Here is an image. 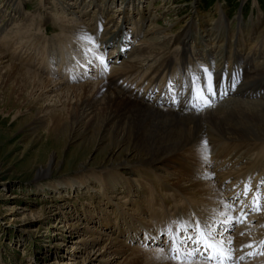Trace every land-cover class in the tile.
Masks as SVG:
<instances>
[{
  "label": "rangeland",
  "instance_id": "rangeland-1",
  "mask_svg": "<svg viewBox=\"0 0 264 264\" xmlns=\"http://www.w3.org/2000/svg\"><path fill=\"white\" fill-rule=\"evenodd\" d=\"M59 1L63 6L74 2L73 0ZM56 2L58 0H18L15 4L20 7L23 14L18 15L10 25L6 24V26L9 25L6 31L0 32L1 42L8 35L9 30L15 29L22 23V20H29L35 26L31 29L20 27L21 29L19 28L17 31L18 34L22 32L24 36L35 35L40 38V40H36L39 45H46L45 48H43L44 46H41L42 48L28 47L26 42L29 40V36L25 38L20 33L16 41L6 45V47L8 46L6 50L13 54L12 59L0 60V264H137V262L148 264L144 261V255L141 256L142 253L146 254L153 249H160L167 253L168 248L171 247V243L167 242L166 234L162 231L165 228L163 224L159 225L161 224L159 223L154 230H151L156 233L155 237L144 228L151 225V212H149L151 209L147 207L150 202H154L158 197L171 202L170 204L167 202L166 208L161 210L162 221L168 217L172 219L176 214L188 213L191 215L193 214L192 206L198 210L202 209L204 205L198 200L207 199V197L204 192L201 193L198 188H194L199 193L196 194L190 188L189 179L202 180L201 182L206 186L203 177L209 172L208 167L212 170L215 169L218 173L227 172L231 167L232 171L228 172L227 177H223V183H229L228 189L235 193L245 187L240 185L244 180L245 184L247 181L251 182V190L254 187L253 183L257 182L256 187L260 185L262 182H259L260 176L263 175L260 168L264 167L262 165L256 167L255 173L245 177L242 181V177H239L242 174L241 167H244L243 164L248 163L251 158H244L237 164L236 159L226 155L225 150L220 147L218 142V146L214 148L213 152L216 154H209L210 162L192 167L195 174H191L189 177L184 174L182 176L176 174L179 165L170 164V162H164L161 165L163 167L159 166L160 170L158 171L145 165L141 168L134 166L135 169L101 170L102 164L108 160L105 159L103 153L106 146L99 143L98 139L100 138L97 136L96 140L90 133L86 134L79 130L71 131L68 127L63 128L58 120L66 111L67 106L76 101L84 83L93 85L100 80L99 77L104 76L102 78L105 79L118 76L117 73L120 74L121 70L119 69L123 67V61L127 59L121 58L120 55L124 53L127 55L132 48L137 46L139 40L148 38L149 35L146 36L145 32L153 26L157 28L156 36L163 37L174 34V38H176L178 35L190 31L192 20H213L221 27V23L217 20L222 14L228 25V35L234 31L237 35L238 31H241L242 37L247 39V42H244L246 53L248 51L255 53L259 48L264 49V0H97V4L102 6L100 10L103 8L107 10L104 16H114L115 18L114 22L109 20L101 25L102 29L110 25L109 29L112 30L108 38L110 43L114 41V44H110L106 50L100 45V41L95 39V34L91 36L94 43L80 39L88 29L79 30L80 34L74 35V30L71 29L74 26L71 24L80 23L79 18L74 17L69 21L65 9L64 12L60 10V6H57ZM80 2V5L88 11L99 10L98 7H95L93 0H80ZM13 7L14 4H9L7 0H0V15L3 17L0 18V24L6 20L5 15L14 13L11 11ZM139 7L142 9L141 13H139ZM217 8H219V12ZM42 15L48 18V21L42 19ZM122 15L126 16L127 20L125 18L120 23ZM142 15L145 19L142 18ZM205 15H208L209 19L202 18ZM86 18L89 19V16ZM143 19L144 21H142ZM139 22L140 24H137ZM117 23L118 25L114 26ZM61 24H65V26H60ZM161 31L164 32L159 34ZM124 32L132 34L126 37V41L119 45L116 44V34L122 35ZM87 35L89 36V34ZM144 35L146 37H143ZM112 36L114 40H112ZM74 37L81 41L76 43ZM122 38L123 36L116 37L117 40ZM51 41L60 42L57 48H62L51 53L52 58L56 56L55 63H48L44 58L49 50L47 46ZM24 43L26 46L22 47L25 45ZM88 48L93 51L86 54ZM116 48H119L118 53L113 50ZM238 48L241 51V43H238ZM174 49L171 53L177 55V51ZM189 52H193V48L190 47ZM113 55L117 60H113ZM41 56H43V61ZM58 56L63 59L58 60ZM96 56H103L107 61L106 66L101 64ZM212 58L211 55L205 54L198 60V62L201 61L198 64L201 67H206L204 69H209L208 72L211 73V68L215 67L210 62ZM150 59L152 60L146 64L148 66L142 71L131 72L136 76L134 80L141 81L142 84V87L139 85V88L136 84L128 83L133 89L140 91L147 84L148 87L145 88L148 89L152 84L150 79H155L152 73L154 68L151 70V67L159 58L152 56ZM242 62L241 60V64ZM21 65L28 70L38 68L33 71H36L45 81L50 79L49 85L57 83L60 86L55 91H47L44 89L45 87L37 89L28 87V90L26 88L21 91L20 84L14 82L13 78H9L14 73H18L17 67ZM66 65H69L67 66L68 70L64 68ZM225 75V72L220 74L216 81L224 79ZM4 79H7V82ZM178 79H180L178 76L175 79L171 78V83H181L180 80L176 81ZM122 81L124 80L122 79ZM163 82L162 84L166 86L167 83ZM155 83L156 85L153 84L152 88L160 89L158 87L161 86V82L156 80ZM192 85H188L186 89V99L183 102L185 108H189L193 100H198L195 97L196 89ZM204 90L205 96L212 98V92H209L207 87ZM198 101L202 102V100ZM41 116L44 117L41 118ZM253 140L247 146L252 153L250 157L259 159V155L264 152V140L252 143ZM246 145H248L246 142L233 143V146L231 144L235 151L242 152L247 149ZM52 153L57 154V160L60 161L58 166L48 174H40L37 171L38 168L45 164L46 159ZM216 156L221 162L216 160ZM139 157L141 156L134 158ZM176 157L177 155H174L172 158ZM227 160L231 165L229 167H225V163H223ZM81 164L86 167L83 172L80 171ZM247 172L248 168L243 171L242 176H245ZM250 177L252 181H250ZM159 181L162 186L166 185L167 188L158 189L159 186L153 185V182ZM178 184L187 190V192L184 191L187 197L180 194L176 199L175 194L179 193L178 190L181 189ZM148 185L155 187L154 192H147L148 195L143 197L141 194L144 188L148 190ZM223 185L220 190L227 195ZM114 186H119L120 192ZM175 186L179 189L177 190ZM99 188H102L103 191L99 192ZM135 189L139 192L128 197V193L134 192ZM247 196L249 198H247L246 205H249L248 202L252 196L250 194ZM224 199H226L225 195ZM261 202L260 211L248 210V213L242 212L243 207L237 210L239 207L236 206L230 207V210L223 206V212L212 210L219 216L217 221L232 218L231 214L235 215L237 211L240 215L243 213L242 217L245 216L244 221L240 219L239 225L248 220H250L249 224L254 225L258 221L252 219L251 215H259L263 211L264 199ZM229 205L231 206V204ZM142 210L149 213L145 211L143 213ZM163 211L166 214H162ZM197 217L194 215L193 219ZM131 221H136L135 226L142 228L139 232L137 231V235L127 227ZM173 226L177 228L179 225L174 224ZM262 226L264 227V225ZM229 227L233 233L237 230L236 224L234 228ZM241 236H247V233L242 232ZM248 237L253 236L248 235ZM219 238L221 237L218 236ZM259 238H255L254 241ZM113 244L117 246L112 247ZM229 245L233 247L235 244L231 242ZM118 246L120 247L118 248ZM234 248L236 252L244 251L243 246ZM263 248L250 259L248 258L249 254L243 252L246 256L240 255L235 259L228 258L224 264H264ZM140 256L143 257V261ZM196 256L188 258L181 256L180 259L170 258L165 264H196L198 261L212 263L203 258L199 259L198 256L196 258ZM241 257L243 258L241 259ZM213 264L218 263L214 262Z\"/></svg>",
  "mask_w": 264,
  "mask_h": 264
},
{
  "label": "bare ground",
  "instance_id": "bare-ground-1",
  "mask_svg": "<svg viewBox=\"0 0 264 264\" xmlns=\"http://www.w3.org/2000/svg\"><path fill=\"white\" fill-rule=\"evenodd\" d=\"M7 1L9 4H14L13 9L11 10L14 13L5 15L6 20L4 19V22L1 21L2 24H0V32L6 31L10 23L18 15L21 16L23 14V11L20 9V7L16 6L15 4L18 0ZM73 1L74 2L68 3L67 6L61 5L59 0L56 2L58 3L57 6H60V10H63L64 12L65 9V14H68L67 16H69V21L73 20L74 17L79 18L80 23L71 24L68 21V23L74 26L71 28L74 30L73 34L79 35V30L88 29L83 32L85 34H89L90 37L94 36L93 34H95V39L100 41V45H102L105 50L108 46H110V44H114V41H111L110 43V39L108 38V35L112 33V30L109 29L110 25L106 26L104 29L101 28V25H103L106 21L111 20V22H114V16H104V13H106L105 11L107 10L105 8L100 10L102 6L97 4V0L93 1L95 3V7H98L99 10L94 12L88 11V9L82 7V5H80V0ZM141 10L142 9L140 8L139 13H141ZM217 10L218 12L220 11L219 8H217ZM90 12L92 13L90 14ZM87 16H89V19L91 20L86 18ZM0 18L3 17L1 16ZM41 18L48 21V18L43 17V15ZM125 18L127 20V17L122 15V20H120V23H122ZM142 18L145 19L143 15ZM202 18L209 19V16L205 15L202 16ZM144 19L142 21H144ZM217 21L221 23V27H219L218 24H215L213 20H192L190 31L180 34L176 38H174V34L163 37L156 36L157 28L156 26H153L151 29L145 32L146 36L149 35L148 38L139 40L137 46L132 48V50L129 51L127 55L126 53L120 55L121 58H127L122 63L123 67L119 69L123 72L120 71V74L117 73L118 76L116 77H108L105 79L102 78L104 76L99 77L97 75L100 78L97 83L93 85L84 83L81 86L79 96L76 94V101L67 106L66 111H64L61 117L59 116L60 118L58 122L63 128L68 127V129L71 131L79 130L85 132L86 134L90 133L96 140L98 137L100 138L98 141L100 144L106 146L103 153L105 155V159L108 160L106 163L102 164L103 168L101 170L109 171L116 170L117 168L135 169L134 166L136 168H141L145 165L150 166L153 170L158 171L160 170L159 166H161L164 162H170V164L173 163L174 165H179L178 169H176V174L180 176L184 174L185 176L189 177L191 174H195L192 171V167L200 166V163L204 165V163L207 164L210 162L209 159L211 156L209 154H216V152H213L214 148L218 146V142L220 143V147L225 150L226 155H230L236 159L237 164L244 158H251L248 163L243 164L244 167H241L242 174L239 175V177H242V181L245 177L252 175V173L254 174L256 167H261L260 165L264 167V152L259 155V159L252 158L250 157L252 153L247 147L249 146L252 139H254L252 143H258L261 140H264V89L262 90L264 87V49L257 48L258 50L255 53H251V51L246 53L244 50V42H247V39L242 37V34L240 33L241 31H238L237 35L235 31L231 35H228L229 29L225 22V16L220 14V18ZM6 24L9 25L6 26ZM137 24H140V22ZM117 25L118 23L114 24V26ZM4 26H6L5 29ZM18 26L15 27V29L9 30L7 32L8 35H6L5 39L0 42V60L6 58L9 60L12 59L13 54L6 50L8 47H6V45H10L12 41H16V38H18L20 33L22 35V32L18 34V29L20 27L31 29L35 26V24L33 22L30 23L29 20H22V23H20ZM60 26H65V24H61ZM139 32L141 31L139 30ZM162 32L164 31L159 32V34H162ZM131 34L132 33L130 32H124L122 35L116 34V37L123 36V38L117 40L115 37V43L118 45L121 44L123 41H126V37L130 36ZM145 35L143 37H146ZM22 36H24V34ZM28 36L29 40L26 42L28 47H46L45 44L39 45L37 43V39L40 40L39 37L32 34L25 35L24 37L28 38ZM74 38L77 41L76 43L81 41L76 37ZM111 38L114 40L113 36ZM238 43H241V51H239ZM26 44L22 45V47L26 46ZM59 44L60 42H49V45L47 46L49 47V50L44 57L45 61L48 63H55L57 61L56 56L55 58L51 57V53L56 52L58 49H62L61 47L57 48ZM190 47L193 48V52L191 53L189 52ZM173 49L177 51V53L175 52L177 55H172L171 52ZM113 50L118 53L119 48ZM205 54H209L213 57L210 59V62L211 64L215 65V67L211 68V83L213 85L212 94H214L212 98L208 97V99L211 100V106H205L204 101L202 100V102H200V107L198 108H185L183 106L182 97L186 96V89L188 85L193 84V88L196 90H202L203 95L205 96L204 88L206 87V82L208 81L203 70L206 67H201L198 64L201 63V61L198 62V60L203 58ZM114 56L115 55L112 57L113 60H117V58ZM152 56H155L159 59H157L155 63L153 62L154 65L151 67V70L154 68L152 73L155 77L154 80L150 79L152 83L151 86L146 89L145 87H148L147 84L141 89H144L143 91L133 89V87H131V85L128 83H131L132 85L136 84L138 87L139 85L142 87V84L141 81L136 82L134 80L136 79L134 78L136 76H134L131 72L142 71L148 66L146 64L150 63L152 60L150 57ZM60 57H57L58 60L63 59V57ZM40 58L43 61V56ZM241 60L243 61L242 64ZM67 66L69 65H66L64 68L68 70ZM17 70L18 73H12L13 76L9 78H13L14 82L20 84L19 89L21 88V91L25 90L26 88L28 90V87H33L36 89L45 87L44 89L47 91H55L60 86L57 83H51L49 85L48 83H50V79L45 81L36 71H33L38 70V68L28 70L21 65L20 67H17ZM224 72L226 74L224 79L216 81L217 77L220 76V74L222 75ZM162 74L163 76L161 77ZM177 76L180 77V79L176 81L180 80L181 83H171V78L175 79ZM165 77H167V79H165ZM7 79H4V81L6 80L7 82ZM122 79L124 81H122ZM156 80L161 82V86L158 87L160 89L152 88L154 87L153 84L156 85ZM162 81H164L163 83L166 82L167 85L165 86L162 84ZM168 81L170 82L169 84ZM43 117L44 116H41V118ZM204 140L207 141L206 154L202 153L200 150L202 141ZM242 142H246V144H248L246 145L247 149L244 152L240 150L235 151V149L232 148L233 143L237 144ZM56 155L57 154L55 153L49 155L45 161V164L41 165L37 171L40 174L50 173L52 169L58 166L60 162L57 160ZM174 155H177L175 159L172 158ZM205 155L206 159L204 158ZM138 156L141 157L134 158ZM216 160L220 159L216 156ZM223 163H225V167L231 166L230 163H228V160L227 162ZM80 166V171L83 172L86 167L83 164ZM246 168H248V172L245 174V176H242L243 171ZM208 169L209 172L207 171L208 173L205 177H203V179H205L206 186L201 182L202 180L194 181L196 179H189L191 182L190 188L194 191V188H198V191L201 193L204 192L207 197V199L199 197L202 199L198 201L204 205L202 206V209L198 210L192 206L193 214L188 215V213L183 212L184 214L182 215L176 214L172 217V219L168 217V219L162 221L160 218L161 210L166 208L167 202L169 204L171 202L162 197H158L154 202H150L147 205V207H150L151 209V211H149L151 212V225L144 228L155 237L156 233L152 232L151 230H154L155 226H158L159 223H161L159 225L163 224V227L165 228L162 231L168 238L167 242H170V233L166 231L168 228L177 230L181 224H195L197 221H199L201 225L207 224L217 233L223 234V237L221 238L226 241L224 246L226 250L223 254V258L210 260L205 259L204 257H199V255L197 256L199 259L203 258L210 263L212 262L211 264L214 262H217L218 264H224L228 258L233 257L235 259L240 255L246 256V254H243V252L248 254L252 252L254 253L256 250L255 247L258 245L260 247H264V245L261 243L264 241V227L262 226L264 225V204L263 211H261L259 215H251L252 219H257V224H249L250 220H248L246 223L239 225L240 219L244 221L245 216L242 217V213L240 215L237 211L235 215L231 214L232 218H234L232 220L233 225L223 223L224 220L217 221L219 216H217V213H215L212 209L223 212L225 205L231 204V207H239L237 210H240L243 207L242 212L248 213V210L252 211V200H249V205H246L247 198L249 197L244 195L245 187L242 190H237L234 193V191L228 189L230 187L229 183H223V177H227L226 175L228 172L232 171L230 170L232 169L231 167L227 172L223 171L219 173L215 169H210V167H208L207 170ZM260 170L263 175L260 176L259 182L264 180V168H260ZM234 173L236 172L234 171ZM262 177L263 180H261ZM250 179V181H252L251 177ZM243 182V184L241 183L240 185H245V180ZM222 184H224L223 186L226 190L225 192H227V195L221 191ZM256 184L257 182L253 183V188L257 189L259 187L260 192L264 193V185L260 183L261 186L257 185L256 187ZM150 185H148L149 188L147 187L148 190L144 188L141 194L143 197L148 195L146 194L147 192H154L155 187ZM153 185L159 186L158 189L161 188L163 190L166 187V185L165 187L162 186L161 181L156 183L153 182ZM178 185L181 189L175 186L177 190L179 189V193L175 194L176 199H178L180 194L187 197V195L184 194V191L187 192V190L181 184ZM114 188L117 191L120 189L119 186H114ZM141 188H143V186H141ZM253 190L249 191L248 193L252 195ZM102 191L103 189L99 188V192ZM137 192H139V190L135 189L134 192L128 193L127 196L129 197L133 193ZM195 193L199 194L197 191H195ZM255 194L256 192L254 195ZM224 195L226 199H224ZM184 196L183 198H185ZM210 201H212L211 204ZM229 208L228 210H230ZM142 211L143 213L144 211L148 212L146 210ZM162 214L166 213L163 211ZM194 215L198 217L193 219ZM121 221L120 223H122ZM135 222L136 221L129 222L130 224L127 227L130 228L132 232H135V235H137V231L139 232L142 228L137 225L135 226ZM174 224L179 226L176 228L173 226ZM235 224L237 225V230L233 233V231L231 232L232 229L229 226L234 228ZM242 232H246L247 236L242 237ZM187 234H192L191 229L188 230ZM248 235L253 237H248ZM258 237L260 238L257 241H254V239ZM229 240L232 242V244H235L233 247L227 243ZM111 242L113 241L111 240ZM113 245L112 247H115L116 244L114 246ZM235 246L236 248L243 246L244 251L242 252L238 250L240 253L234 251L236 250L234 248ZM119 247L120 246H118V248ZM170 248L171 247L168 248L167 253H164V251L160 249H153V251H149L146 254L141 252V256L144 255V261H146L148 264H165L167 260H170V258L174 256V253L170 251ZM229 248L231 249L230 252L227 251ZM259 251L260 250L258 249V252ZM136 253L138 254V252ZM250 257L251 256L248 255L249 259ZM141 259L143 261V257H141ZM134 263H136V261H134ZM137 264H139V262H137ZM196 264L208 263L198 261Z\"/></svg>",
  "mask_w": 264,
  "mask_h": 264
},
{
  "label": "snow or ice",
  "instance_id": "snow-or-ice-1",
  "mask_svg": "<svg viewBox=\"0 0 264 264\" xmlns=\"http://www.w3.org/2000/svg\"><path fill=\"white\" fill-rule=\"evenodd\" d=\"M82 40H86L88 42L94 43V39L87 34L80 37ZM98 47V46H96ZM93 50L91 48H88L86 50L87 53H91ZM96 58L100 61L101 64H104L106 66L107 61L103 56H96ZM207 77V90L209 92H213V85L211 83V73L208 72L207 69L203 70ZM198 79V78H197ZM214 94V93H213ZM196 99L203 100L205 106H211V100L208 99L207 96L203 95L202 90H196L195 93ZM201 152L205 153L207 152V141H202L201 144ZM206 159V155L204 156ZM264 184V181L261 182ZM251 191L250 184L245 185L244 195L246 196L248 192ZM264 199V193H260L259 187L257 188L256 194L253 196L252 200V211H260V201ZM226 208L231 207L230 205H225ZM243 215V213H242ZM234 218H229L223 223L225 224H231L232 220ZM191 229L192 234H186L188 230ZM169 235V240L171 243L170 251L174 253L175 255L172 257L173 259H180L181 256H184L185 258L191 257L197 254L204 255L207 253V255L204 256L205 259H217V258H223V254L225 252V243L226 241L223 238L218 239L217 237H223L222 233H217L214 229H212L209 225H201L199 221L195 222V224L188 223V224H181L177 230H173L172 228H168L166 230ZM228 244L231 243V241H227ZM264 244V241L261 242ZM192 247H189V246ZM227 251H231V249H227ZM251 255V253L249 254ZM243 257H241L242 259Z\"/></svg>",
  "mask_w": 264,
  "mask_h": 264
}]
</instances>
